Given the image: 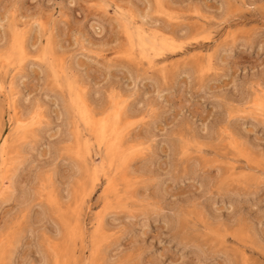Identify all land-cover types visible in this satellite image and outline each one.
<instances>
[{
	"label": "rangeland",
	"instance_id": "rangeland-1",
	"mask_svg": "<svg viewBox=\"0 0 264 264\" xmlns=\"http://www.w3.org/2000/svg\"><path fill=\"white\" fill-rule=\"evenodd\" d=\"M263 101L264 0H0V264H264Z\"/></svg>",
	"mask_w": 264,
	"mask_h": 264
},
{
	"label": "bare ground",
	"instance_id": "bare-ground-1",
	"mask_svg": "<svg viewBox=\"0 0 264 264\" xmlns=\"http://www.w3.org/2000/svg\"><path fill=\"white\" fill-rule=\"evenodd\" d=\"M123 18V17H122ZM126 18V17H125ZM131 35V34H130ZM150 36V35H149ZM151 37V36H150ZM144 40V39H143ZM145 41V40H144ZM146 41H147V39H146ZM134 42V41H133ZM12 44V43H11ZM140 44V43H139ZM151 44V43H150ZM24 45V44H23ZM52 45V44H51ZM16 46V45H15ZM14 46V47H15ZM130 46V45H129ZM145 46V45H144ZM147 46H150V45H147ZM53 47V46H52ZM13 48V47H12ZM24 49V48H23ZM23 49L22 48H20V47H15V48H13L12 50H10L9 52H11L12 54L14 53H16V55L18 54L19 55V57H20V54H22V52H23ZM51 49V48H50ZM126 50V49H125ZM26 51V50H25ZM52 51V50H51ZM129 51V50H128ZM48 52V51H47ZM15 55V56H16ZM17 55V56H18ZM29 55V54H28ZM4 56V55H3ZM54 56V55H53ZM5 57V56H4ZM17 58V57H16ZM166 62V61H165ZM59 65V64H58ZM57 65V66H58ZM56 66V67H57ZM163 69V68H162ZM57 77V76H56ZM63 78V77H62ZM68 80V79H67ZM66 82V81H65ZM69 82V81H68ZM69 88V87H68ZM69 92V91H68ZM111 95V94H110ZM75 96V95H74ZM112 99V98H111ZM78 100V99H77ZM258 100V99H257ZM79 101V100H78ZM263 104H261L260 105V107H261V109H264V101L262 102ZM82 104V103H81ZM114 104V101H111V105H113ZM69 105V104H68ZM77 105V104H76ZM110 105V106H111ZM82 107H83V105H82ZM112 107V106H111ZM118 107V106H117ZM259 107V108H260ZM78 109H80V108H78ZM83 111H86V110H83ZM85 113V112H84ZM81 114V113H80ZM82 114H83V112H82ZM89 114V113H88ZM90 115V114H89ZM120 115V114H119ZM82 116V118H83V116H86V115H81ZM116 116V118H114L113 120H112V117H111V120L112 121H107V120H103L104 122L100 125V129H99V131H98V136L102 139V140H104L105 138H107L108 139V137H113L114 135V133H116V131H115V129L117 128L116 127V124L117 123H119L120 121H119V119H118V116L117 115H115ZM86 120H88V117L86 116V118H85ZM22 120L21 119H19V122H21ZM87 122V121H86ZM87 125H89L90 126V124H87ZM94 125V124H93ZM119 125H120V123H119ZM91 127V126H90ZM89 129V128H88ZM97 129H98V126H97ZM115 131V132H114ZM95 132V131H94ZM114 138H116V137H114ZM118 141H120V140H118ZM117 141V142H118ZM111 142V141H110ZM109 142V143H110ZM119 143V142H118ZM108 143H106V145H107ZM117 144V143H116ZM108 146V145H107ZM77 147V146H76ZM106 147V146H105ZM84 148V147H83ZM108 148V147H107ZM122 148V147H121ZM137 151V150H136ZM87 153V152H86ZM108 154L110 155V158H115L116 157V155L117 154H119V150H118V147H116L115 145H111L110 146V148H109V150H108ZM132 157V156H131ZM4 158H5V156H4ZM9 164V163H8ZM13 164V163H12ZM11 165V164H10ZM114 165H116V164H114ZM14 166V165H13ZM8 168V167H7ZM118 168V167H117ZM8 170V169H7ZM10 171H11V168L9 169ZM118 171V170H117ZM6 173L8 172V171H5ZM12 173V172H11ZM94 173V172H93ZM6 176V175H5ZM95 176H97V175H95ZM12 177V176H11ZM94 177V176H93ZM4 179H5V177H4ZM7 179V178H6ZM9 179H10V177H9ZM91 181V180H90ZM12 182V181H11ZM92 184V183H91ZM90 184V185H91ZM94 185V184H93ZM5 186V185H4ZM4 186H1V188L2 187H4ZM93 187V186H92ZM3 189V188H2ZM79 190V189H78ZM3 192V191H2ZM81 195V194H80ZM105 197V196H104ZM75 200V199H74ZM76 201V200H75ZM77 207V206H76ZM103 218V217H102ZM71 227V226H70ZM71 237V236H70ZM70 247V246H69ZM69 250V249H68ZM57 253V252H56ZM53 254V253H52ZM87 263V262H86Z\"/></svg>",
	"mask_w": 264,
	"mask_h": 264
}]
</instances>
